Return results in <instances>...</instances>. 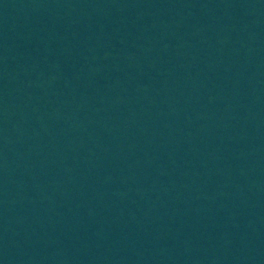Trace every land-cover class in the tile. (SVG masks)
Wrapping results in <instances>:
<instances>
[{"label": "water", "instance_id": "water-1", "mask_svg": "<svg viewBox=\"0 0 264 264\" xmlns=\"http://www.w3.org/2000/svg\"><path fill=\"white\" fill-rule=\"evenodd\" d=\"M0 264H264V0H0Z\"/></svg>", "mask_w": 264, "mask_h": 264}]
</instances>
